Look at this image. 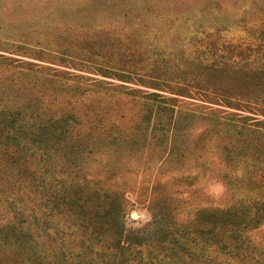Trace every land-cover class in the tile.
<instances>
[{
	"label": "rangeland",
	"instance_id": "rangeland-1",
	"mask_svg": "<svg viewBox=\"0 0 264 264\" xmlns=\"http://www.w3.org/2000/svg\"><path fill=\"white\" fill-rule=\"evenodd\" d=\"M224 40L264 43V0H0V119L19 112L49 135L68 127L78 147L0 139V155L13 154L0 159V228L32 246L37 264H108L107 234L91 235L79 213L111 214L113 197L143 240L155 229L151 201L169 194L186 231L176 237L197 255L226 260L201 244L200 211L234 210L245 245L263 250L264 213L253 205L264 199V134L227 126L233 115L219 105L104 74L155 65L177 73L163 76L170 85L195 83L182 81L191 63L212 57L211 42L219 55ZM148 90L166 96L173 119L168 107L152 111ZM162 252L146 245L138 256Z\"/></svg>",
	"mask_w": 264,
	"mask_h": 264
},
{
	"label": "trees",
	"instance_id": "trees-1",
	"mask_svg": "<svg viewBox=\"0 0 264 264\" xmlns=\"http://www.w3.org/2000/svg\"><path fill=\"white\" fill-rule=\"evenodd\" d=\"M212 44L214 43H210L209 50L212 57L193 61L190 71L185 72L188 75L182 79V81L192 79L195 83L170 85L163 80V76H167L165 74L173 69L155 65L142 69V73L116 70L104 71V74L113 77L133 78L145 87L204 102L208 104V109L219 105L225 108L224 113L233 115L232 119L223 117L228 122L227 126L236 125L241 133L264 134V43H234L224 40L220 45L219 55L214 52L215 46ZM172 74L177 73L173 70ZM134 75L136 77H131ZM130 90L136 91V89ZM143 97L154 102L152 111L157 112L155 108L168 107L167 103L162 101L166 96L159 92L148 90L144 92ZM168 108L171 109L173 119L174 107ZM229 110L235 112L230 113ZM18 113L14 112V116L9 113L1 115L0 139L4 138L5 144L13 143L19 146L23 141L32 147L42 149L43 152L46 149L50 150L49 147L56 146L57 142H61L60 147H73L74 141H69L73 134L72 129L62 126L58 135L54 133L49 135L45 124L32 122L38 126L28 125L26 122L20 121ZM55 121L60 122L61 119H55ZM3 148H7V150L0 155V159L6 162L13 154L9 153L10 147ZM73 149L78 150V147L75 146L70 150ZM70 191L72 190L69 188L68 192ZM106 201L109 206L114 207L113 213L94 209L90 213L80 212L79 218L92 224L91 235L107 234V238L110 240L107 249H113L108 264H180V262L182 264H244L243 260L248 257L254 259V264H264V249L258 250L251 245H245L239 231L241 228L236 221L238 217L232 214L234 210L221 215L217 213L205 214L206 211H200L195 216L196 221L206 227L201 232V244L215 246L218 250L225 251L222 255L226 260L217 261V256L215 258L199 256L189 248L191 245L180 243L176 236L186 231L179 229L174 221L173 209H176L177 206L169 194L157 195L151 201L150 209L154 214L152 225L155 226V229L148 238L143 240L139 239L140 235H137L138 229L126 226L119 207L120 203L111 204L115 202L113 197ZM253 207L257 208L258 213H264V199H259ZM230 215L234 220L225 219ZM217 226L219 229H215ZM15 233L11 227L0 228V264H37L41 262L42 256L32 251V246L28 243L23 244L14 238ZM131 234L135 237L133 238ZM215 236L220 238L216 239ZM227 238H230V241L225 243ZM146 245L148 248L154 245L161 248L163 252L149 256L150 258L139 257L138 253H142V247ZM198 246L199 244L196 243L195 247L198 248Z\"/></svg>",
	"mask_w": 264,
	"mask_h": 264
}]
</instances>
